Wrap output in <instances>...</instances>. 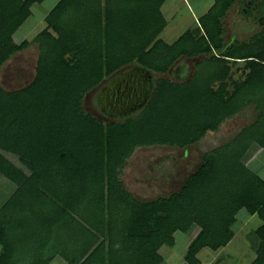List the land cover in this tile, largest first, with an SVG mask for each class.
<instances>
[{
    "label": "trees",
    "instance_id": "obj_1",
    "mask_svg": "<svg viewBox=\"0 0 264 264\" xmlns=\"http://www.w3.org/2000/svg\"><path fill=\"white\" fill-rule=\"evenodd\" d=\"M32 1L28 0V5ZM131 1L58 3L48 17V27L35 39L41 49L35 79L13 93L7 102L13 118L10 130L49 152L41 167L52 169L57 180L42 187L55 192L58 199L70 200L75 210L82 206L89 216L103 219V224L111 228L117 224L106 222L108 216L113 220L118 214L127 215L129 220L124 224L137 223L139 233L148 238L161 231L187 232L196 225L199 231L189 244L185 260L202 264L198 256L202 249L218 250L231 241L239 211L257 212L264 221V204L257 209L250 202L255 192L264 194V179L240 161L251 141L259 140L264 147V131L256 133V126L261 123L258 121L264 116L262 101L248 94L242 103L238 101L247 83L264 81V48L245 54L242 50L251 44L238 40L229 46L225 44L222 18L238 0H215L199 19L200 25L186 30L174 44H167L160 37L167 25L160 10L164 0H156L153 7L155 24L150 23L153 18L143 22ZM61 12L69 13L75 21L83 20L73 27V33ZM210 15L212 25L207 22ZM252 39L251 46L264 41V28ZM8 45L18 49L28 43L16 46L11 38ZM69 53L73 55L71 59L66 57ZM196 55H209L201 63L216 65L215 75L204 87L199 88L201 81L197 75L182 83L159 77L147 104L122 121L104 124L84 113L85 93L123 66L136 61L164 73L180 57ZM229 59L244 60L248 70L245 79L233 81L232 92H226L228 84L224 83L230 78L223 68ZM216 81H223L218 88H214ZM1 91L0 88V96ZM250 104H256L255 110L260 111L258 121L205 154L204 163L180 190L140 200L120 179L119 162L128 158L135 147H185L200 141L208 131L218 129L222 121L233 118ZM11 169V164L0 155V171ZM15 175L20 176L14 171L12 177ZM90 223L98 227L95 222ZM256 235L260 242L252 264H264V223Z\"/></svg>",
    "mask_w": 264,
    "mask_h": 264
},
{
    "label": "crops",
    "instance_id": "obj_2",
    "mask_svg": "<svg viewBox=\"0 0 264 264\" xmlns=\"http://www.w3.org/2000/svg\"><path fill=\"white\" fill-rule=\"evenodd\" d=\"M27 1L0 0V142L6 140L18 146L21 144L18 150L0 144V155L21 176L12 177V169L0 171V264H189L185 254L197 234L192 230L199 231L198 226L173 234L161 231L148 238L139 233L137 223L124 224L129 220L127 215L118 214L113 220L108 216L106 222L117 224L111 228V225L103 224V219L89 216L82 206L75 210L70 200L63 202L55 196V192L42 187L43 184L53 183V179L57 180L52 169L41 167L49 152L11 132L13 118L7 102L13 93L35 79L41 50L40 43L35 39L48 27V17L61 0H34L29 5ZM190 2L196 11L188 5L187 0L163 1L160 10L167 25L160 37L167 44H174L186 30L199 26L201 14L207 13L215 0ZM181 4L187 7L194 20L185 27L184 16L179 13ZM198 8L206 11L200 14ZM11 38L16 46L25 42L28 45L11 49L8 45ZM142 69L151 73L142 65L125 73ZM26 77L32 80L20 86ZM15 79L18 80L17 85L12 82ZM11 84L17 87L11 88ZM2 117L7 120L11 118L8 126L2 122ZM6 128L8 130L4 132ZM26 151L36 161L35 164L26 163ZM240 161L264 179V147L259 140L251 141L240 156ZM250 202L260 209L264 204V194L255 192ZM90 221L98 224V227L91 225ZM263 223L257 212L251 213L248 209L239 211L233 223L235 234L231 241L218 250L202 249L198 254L202 264H252L257 258L260 242L256 231ZM155 254L161 259H157ZM203 255L211 257L205 258Z\"/></svg>",
    "mask_w": 264,
    "mask_h": 264
},
{
    "label": "rangeland",
    "instance_id": "obj_3",
    "mask_svg": "<svg viewBox=\"0 0 264 264\" xmlns=\"http://www.w3.org/2000/svg\"><path fill=\"white\" fill-rule=\"evenodd\" d=\"M187 1L188 5L196 11L192 2H190V0ZM242 1L243 0H238L233 6H231L226 11V14L222 18V38L227 46H229L230 42H234L236 40H238L239 43L244 42L246 44L252 45L253 36L260 30H262V28H264V20L259 22L247 18L244 15V5ZM261 2L264 3V0H259V3ZM155 5L156 0L131 1V7L135 8L138 14L141 13L140 16L143 22L150 20V18L154 19L150 20L151 24H155L156 22L152 12L153 7ZM198 9L200 14L203 13L204 8ZM137 12H133V14ZM142 13H144L146 18L143 17ZM179 13L184 16L185 25H183V27L190 25L192 22H194L193 17H191L192 15H190L187 7H185L184 5H182V8ZM61 14V18H64L66 24L71 27V29H69V32L71 33H73V31L75 30L73 27L79 26V24L83 22V20L79 22L75 21V18H72L69 13L66 14L65 12H61ZM203 15L204 14H201L200 18ZM207 22L209 23V25H212L213 15H210L207 18ZM251 45L245 46L242 50V53L247 54L253 51H262V48H264V41L261 40L256 45ZM183 46L187 47L186 44H184ZM71 55L72 54L69 53L66 57L71 59L73 56ZM209 55L211 56V54ZM206 56L196 55L193 57H182L164 73H159L157 71L155 72L153 70H150L151 74L153 75V86L157 83L159 77L169 78L175 82L182 83L190 80L194 75H197L198 80L201 81V85L199 88L204 87L206 81H208V79L214 76L216 73V70L214 69V67H216L215 64H212L210 62H205L203 64L201 63L203 58H205ZM138 64L139 63L136 62L123 66L121 69L107 76L98 86L87 91L83 98L84 113L91 114L92 116L101 119L104 124H108L110 122L122 121L126 117L134 115L138 111H140L147 104L146 102L149 100L150 95L146 100L145 104L139 106L140 108L134 110L133 112H131V114L128 113L123 116H113L110 113L108 105L104 103L105 101L103 100V98H100L101 95H104L106 86H110L114 77H116L120 73L128 72L135 67H139L140 64ZM223 68H225L226 73H228L230 77L229 79H226L224 81V83L228 84L226 92L234 91L235 87L233 81L243 80L247 77L248 74V70L245 66V61L241 59H229L227 62L224 63ZM31 80V77H26L25 80L19 85L24 86L28 84ZM12 82L17 85L18 80L15 79ZM222 82L216 81L214 83V88H218ZM16 85L11 84L10 87L12 88ZM247 94L257 99H260V101H262V111H264V81H259L258 83H247L243 93L239 96L238 101L242 103L243 100H245L244 98ZM255 108L256 104H250L248 106H245L233 118L222 121L218 129L214 131H208V133L200 141L187 145L185 147L170 144H157L152 146L144 145L135 147L128 158H123L119 162L120 179L123 181L126 187L132 191L133 195L136 196L138 199L150 200L157 198L161 195H169L174 190H179L187 182L190 175L197 171L198 168L204 163L205 154L209 153L216 147L229 142L243 127H246L247 125H252L253 123L258 121L260 111L255 110ZM262 118L263 119L258 121L261 122L260 126H256V129L258 130L256 131L257 135L264 130V116H262ZM10 121L11 118L7 120L6 118L4 119V117H2V122H6L7 126L8 122ZM7 130L8 129L6 128L3 131L7 132ZM1 137L4 139V136ZM11 143L6 140L0 142V144H3L4 147L7 146L12 150H18L21 146V144H19L20 146H18V144L16 145ZM228 157H230V155ZM32 158L33 157H31L28 152L25 153V161L27 164L33 165V163H36V161ZM217 159L223 160L220 156H218ZM196 232H198L197 229L192 230V233ZM234 253L236 254V251ZM203 257L207 258L211 257V255H203Z\"/></svg>",
    "mask_w": 264,
    "mask_h": 264
},
{
    "label": "flooded vegetation",
    "instance_id": "obj_4",
    "mask_svg": "<svg viewBox=\"0 0 264 264\" xmlns=\"http://www.w3.org/2000/svg\"><path fill=\"white\" fill-rule=\"evenodd\" d=\"M243 11L247 18L261 22L264 20V3L259 0H243ZM117 78L112 79L110 86L105 88L104 95L101 99L108 105L110 113L123 116L140 108L148 99L151 89L153 88V75L146 70H141L139 75L130 78L123 73Z\"/></svg>",
    "mask_w": 264,
    "mask_h": 264
},
{
    "label": "bare ground",
    "instance_id": "obj_5",
    "mask_svg": "<svg viewBox=\"0 0 264 264\" xmlns=\"http://www.w3.org/2000/svg\"><path fill=\"white\" fill-rule=\"evenodd\" d=\"M139 73H140V71H134L133 73H131L132 75H128L127 77L128 78H130V76H134V77H136V76H138L139 75ZM147 74H148V71H147ZM149 75V74H148Z\"/></svg>",
    "mask_w": 264,
    "mask_h": 264
},
{
    "label": "water",
    "instance_id": "obj_6",
    "mask_svg": "<svg viewBox=\"0 0 264 264\" xmlns=\"http://www.w3.org/2000/svg\"><path fill=\"white\" fill-rule=\"evenodd\" d=\"M150 73V72H149Z\"/></svg>",
    "mask_w": 264,
    "mask_h": 264
}]
</instances>
